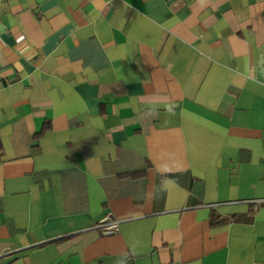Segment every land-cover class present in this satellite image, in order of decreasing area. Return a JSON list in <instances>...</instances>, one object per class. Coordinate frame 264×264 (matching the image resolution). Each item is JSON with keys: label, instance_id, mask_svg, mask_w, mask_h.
<instances>
[{"label": "crops", "instance_id": "crops-1", "mask_svg": "<svg viewBox=\"0 0 264 264\" xmlns=\"http://www.w3.org/2000/svg\"><path fill=\"white\" fill-rule=\"evenodd\" d=\"M0 264H264V0H0Z\"/></svg>", "mask_w": 264, "mask_h": 264}, {"label": "built area", "instance_id": "built-area-1", "mask_svg": "<svg viewBox=\"0 0 264 264\" xmlns=\"http://www.w3.org/2000/svg\"><path fill=\"white\" fill-rule=\"evenodd\" d=\"M119 224L115 222H107L101 228L104 229V235L116 234L118 232Z\"/></svg>", "mask_w": 264, "mask_h": 264}, {"label": "trees", "instance_id": "trees-1", "mask_svg": "<svg viewBox=\"0 0 264 264\" xmlns=\"http://www.w3.org/2000/svg\"><path fill=\"white\" fill-rule=\"evenodd\" d=\"M237 222H241V221H244V219H238V220H236ZM221 223H222V221H221Z\"/></svg>", "mask_w": 264, "mask_h": 264}]
</instances>
